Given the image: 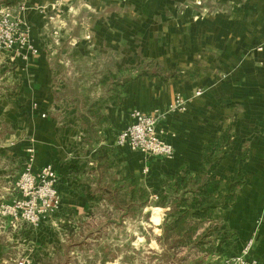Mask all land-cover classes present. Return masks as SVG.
Wrapping results in <instances>:
<instances>
[{
    "label": "crops",
    "instance_id": "0c3cea01",
    "mask_svg": "<svg viewBox=\"0 0 264 264\" xmlns=\"http://www.w3.org/2000/svg\"><path fill=\"white\" fill-rule=\"evenodd\" d=\"M18 5L25 7L22 16L37 55L26 60L25 51L0 54V72L11 75L10 95L0 97V197L13 200L12 186L33 148V171L53 167L62 206L55 221L41 225L39 233L33 228L30 240L29 230L15 228L13 239L4 235L10 225L0 226V264L13 262L10 250L20 242L35 248L32 264H41L64 242L66 226L80 231L90 209L81 186H93L94 148L86 143L80 105L63 93L70 85L60 77L65 69L56 68L65 64L78 76L107 68L112 57L118 59L116 70L154 60L175 74L168 81L132 80L123 98L105 107L103 144L115 175L140 177L152 198L161 197L172 178L200 172L204 146L231 126L226 157L219 163L207 159L218 192L211 190L206 201L216 208L223 232L215 236L216 257L221 262L237 256L252 241L246 259L264 264V0H21ZM198 90L204 92L200 97ZM178 95L189 100L187 110L168 114L157 126L174 147V159L116 145L134 111L164 113ZM150 209L161 212L163 222L165 211ZM55 230L49 244L45 238L53 240Z\"/></svg>",
    "mask_w": 264,
    "mask_h": 264
},
{
    "label": "trees",
    "instance_id": "16d2710c",
    "mask_svg": "<svg viewBox=\"0 0 264 264\" xmlns=\"http://www.w3.org/2000/svg\"><path fill=\"white\" fill-rule=\"evenodd\" d=\"M21 0H0V5L16 6ZM174 73L165 70L157 61L144 60L139 68L130 70L114 69L111 72L92 73V75L78 76L75 81L81 87L82 97L76 96V103L81 107V120L88 131L86 143L94 148L92 165L95 167L93 186H81L90 209L81 221H95V215L102 214L104 222L112 220L122 223L128 218L149 219L150 208H160L165 211L162 224L155 219L153 233L161 231L157 239L161 253L157 254L161 264H217L216 235H223L221 222L215 219L216 208L207 203L211 190L218 192L208 171L212 162L222 161L227 155V149L232 142L233 128L229 126L220 138L204 146V164L197 174L182 172L171 179L164 194L158 200L152 199L141 184L140 177H117L113 171V160L109 156L108 148L103 144L102 132L105 122V107L123 98L125 85L135 79L158 78L168 81ZM236 185L233 188L235 193ZM234 195L226 197L233 202ZM225 209L229 206L225 205ZM158 211V210H157ZM80 221V222H81ZM80 224V223H79ZM66 230L75 237L76 229L69 225ZM28 240L31 231L26 234ZM69 236V235H68ZM72 237V238H73ZM129 246V245H128ZM96 260L99 264H107L111 258L105 247L96 249Z\"/></svg>",
    "mask_w": 264,
    "mask_h": 264
},
{
    "label": "built area",
    "instance_id": "2783aa9c",
    "mask_svg": "<svg viewBox=\"0 0 264 264\" xmlns=\"http://www.w3.org/2000/svg\"><path fill=\"white\" fill-rule=\"evenodd\" d=\"M24 9L23 5L14 7L0 5V54L13 53L14 50L25 51L24 59L27 60L30 56L37 55V49L31 40L29 25L22 16ZM262 50L263 47L258 48V51ZM203 93L202 90H198L195 96L200 97ZM188 104L189 100L178 95L164 113L156 112L149 115L138 110L134 111L133 123L119 134L116 145L129 147L132 151L144 155L166 160L174 159V147L161 138L157 126L168 114L185 112ZM28 153L29 158L15 182L17 197L0 206V215L9 218V224L14 228H17L19 222L33 228L53 222L59 216L62 206L55 170L49 165L34 173V149L30 148ZM152 199L158 200L159 197L154 196ZM251 247L252 241L240 255L225 258L219 264H251L246 260Z\"/></svg>",
    "mask_w": 264,
    "mask_h": 264
},
{
    "label": "rangeland",
    "instance_id": "374dc122",
    "mask_svg": "<svg viewBox=\"0 0 264 264\" xmlns=\"http://www.w3.org/2000/svg\"><path fill=\"white\" fill-rule=\"evenodd\" d=\"M97 60L99 61L100 58L98 57ZM117 60L118 59H116L115 57H112L107 64V68L100 70H97V68L92 72H90V69H86L84 72H79L78 76L82 75L89 77V75H92V73H101L105 71L111 72L114 70ZM57 65L59 68H56V70L65 69L64 73L60 74V77L62 79L68 78L70 81V85L67 86L65 88V92H63L64 95H70V97H82V90L84 91L83 84H87L86 81L83 82L81 87L78 86L75 81L78 76H75V72L68 70L65 64L57 63ZM126 70L128 71L130 69ZM10 76L11 75H7V73L5 72H0V97L2 95H10V92L8 91L10 86L7 80L8 78H10ZM2 78H4V80ZM11 191L12 193H10V197H13L12 199H14L17 196L15 183L12 186ZM5 202L7 201L0 197V206ZM93 217L95 221H81L80 224H78V228H80V231L76 232L77 236L75 237L71 236L70 232L66 230L67 237H63L64 242H60L61 244L59 248L55 249V252H51L52 249H50L48 251L49 254H47V257L50 259L47 258L41 264H99L98 260H96V249H100L101 246L106 248V252L111 258V260L107 264L162 263L157 255L161 253V248L157 241L161 233L152 232L156 224V218H159L161 220V224L163 225L161 212L154 210L152 211L151 217L149 219H144L142 217L139 219L128 218L122 223L119 220L117 222H114L112 220V222L110 223L104 222V217L102 214L95 215ZM9 222V218L0 215V226L9 224ZM10 227L11 230L9 231V228H7L4 235L10 236L13 239H16L15 235L17 230L26 232L29 230L32 233L34 232L33 227H31L32 229H30L29 225L22 222H19L17 224V230H14L15 228L11 225ZM34 229H36L37 232V228ZM54 233L55 236L53 240L51 239V237L45 238L46 242L49 241V244H51V241H54L56 239L58 231L55 230ZM56 245H59V243H57ZM34 250L35 248H32L31 244L28 245V242H20V244H15L12 250H10V252L12 253L13 262L7 264H32L33 259L31 257L34 254ZM248 255L249 253L246 255V257ZM35 259L36 262L39 263L38 258L36 257ZM219 263L220 260L217 259V264ZM249 263L257 264L256 262Z\"/></svg>",
    "mask_w": 264,
    "mask_h": 264
}]
</instances>
